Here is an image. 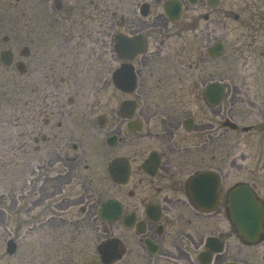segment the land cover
I'll return each instance as SVG.
<instances>
[{
    "label": "flooded vegetation",
    "instance_id": "obj_1",
    "mask_svg": "<svg viewBox=\"0 0 264 264\" xmlns=\"http://www.w3.org/2000/svg\"><path fill=\"white\" fill-rule=\"evenodd\" d=\"M24 1L21 45L0 51L11 54L9 65L0 61L9 72L0 80V157L9 162L11 227L21 213L22 236L41 239L26 248L30 263L69 264L80 239L101 235L119 254L104 264H264V159L248 166L250 155L236 153L239 133L253 142L257 124L264 147V98L208 90L222 83L221 56L207 52L222 40L209 14L188 18L222 0H86L79 9L71 0ZM239 116L253 123L241 126ZM239 185L263 208L261 230L240 241L243 260L226 256L239 240L228 207Z\"/></svg>",
    "mask_w": 264,
    "mask_h": 264
},
{
    "label": "rangeland",
    "instance_id": "obj_2",
    "mask_svg": "<svg viewBox=\"0 0 264 264\" xmlns=\"http://www.w3.org/2000/svg\"><path fill=\"white\" fill-rule=\"evenodd\" d=\"M71 2L78 9L86 7L87 4L86 0H71ZM24 6V0H0V51L8 47L16 49L20 47ZM204 14H209L207 20L209 27L219 30V37L225 45V53L219 58L222 82L229 89L239 87L243 95H251L253 92H257L261 93L264 98V33L262 31L264 0H222L221 4L212 11H206L201 7L191 9L188 12V18L191 20L192 17H196L200 22H204L205 20L202 18ZM235 15L239 16L238 20L234 19ZM4 37H9L10 41L5 43L3 41ZM1 70L2 67L0 68V80H5L8 78L9 72H1ZM228 91L230 92V90ZM119 100L120 97L110 86L111 104L113 103L116 106ZM0 105V112H2L0 113L1 124L6 118L7 106L4 100L0 102ZM223 106H225V101ZM241 111L242 109H234L236 114ZM238 118V123L241 126L253 123L247 118H241L240 116ZM262 129L263 125L257 124L254 125L253 131L248 133L249 135H256L253 142H247L248 136L244 132L239 133L243 135V138H240L238 142L236 153L239 156L242 152L250 155L248 161H243L244 165H254L256 161L260 163L264 159ZM228 134L222 143L223 155L230 150V137L233 133L229 132ZM223 166L228 168L229 159L223 161ZM8 169V158L0 157V264H31L25 254L26 248L28 245L38 246L41 244V239L39 237L28 238L22 236L21 213L15 214L14 224L11 227ZM258 175L259 181L263 182V174ZM244 177L245 171H241L238 174V179ZM16 209L21 212V203H18ZM9 239H13L17 243V251L13 256L8 255L6 252V242ZM101 241H103L101 235H94L89 239H80L77 243L78 249L74 251L69 264H102L96 251V246ZM61 245H64V242ZM80 247H84L83 252L79 250ZM230 250L226 252L227 257L235 255L238 260L245 259L246 247L239 240L236 249L232 252ZM34 264L41 263L35 261Z\"/></svg>",
    "mask_w": 264,
    "mask_h": 264
},
{
    "label": "water",
    "instance_id": "obj_3",
    "mask_svg": "<svg viewBox=\"0 0 264 264\" xmlns=\"http://www.w3.org/2000/svg\"><path fill=\"white\" fill-rule=\"evenodd\" d=\"M192 2V0H191ZM218 4V0H213L210 5L216 6ZM173 14H177L176 11L172 12ZM208 55L211 57H216L222 55L224 53V45L221 42H217L214 46L208 49ZM10 52L3 51L0 54V61L4 65H9L11 62ZM122 73L121 70H116L113 74V83L117 88H122ZM124 80L126 81V85L130 86L129 88L134 87V77L127 69L125 70ZM221 89V96L224 93V85L221 83H214L208 85V90L212 91L213 87ZM204 177V174L198 175L196 177L197 180H200ZM200 198V195H197L195 198L196 202ZM198 206L201 204L197 203ZM212 205H205L206 209H210ZM228 207L232 215L235 216L237 228L239 231V235L241 239L254 238L257 233L261 230V222L263 217V208L260 203L256 201L253 193L247 186H237L231 190L229 193V203ZM16 243L13 240H9L6 243V251L8 254H13L16 251ZM97 252L100 255V259L102 263H107V256H110L112 259H118L119 255L117 252V247L113 243L103 242L97 246ZM223 264H239L237 262H227Z\"/></svg>",
    "mask_w": 264,
    "mask_h": 264
}]
</instances>
